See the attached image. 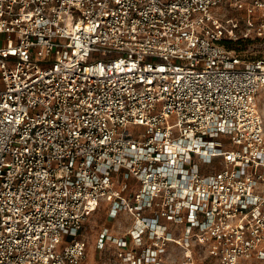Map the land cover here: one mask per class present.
<instances>
[{
	"label": "built area",
	"instance_id": "obj_1",
	"mask_svg": "<svg viewBox=\"0 0 264 264\" xmlns=\"http://www.w3.org/2000/svg\"><path fill=\"white\" fill-rule=\"evenodd\" d=\"M254 42L264 0H0V264H87L103 199L115 264H264Z\"/></svg>",
	"mask_w": 264,
	"mask_h": 264
},
{
	"label": "rangeland",
	"instance_id": "obj_2",
	"mask_svg": "<svg viewBox=\"0 0 264 264\" xmlns=\"http://www.w3.org/2000/svg\"><path fill=\"white\" fill-rule=\"evenodd\" d=\"M238 47L251 56L264 57V44L260 42H254V44L251 45H240ZM257 103L264 121V87L257 95ZM130 128L136 129V127L133 126ZM129 181L130 183H135L134 178H131ZM108 208V202L103 199L101 200L99 207L89 217L87 231L89 239L87 264H115L116 258H118L115 246H108L102 251L96 247L97 234L99 233V229L103 224L110 225L111 231L116 234L123 233L125 226L127 225V220L122 214H120L118 218H112L108 216ZM175 256L178 258L179 254H175ZM240 264L260 263L255 259L249 258L242 260Z\"/></svg>",
	"mask_w": 264,
	"mask_h": 264
}]
</instances>
